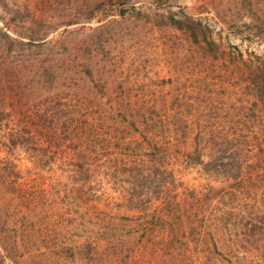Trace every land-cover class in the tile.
Segmentation results:
<instances>
[{"label": "rangeland", "instance_id": "obj_1", "mask_svg": "<svg viewBox=\"0 0 264 264\" xmlns=\"http://www.w3.org/2000/svg\"><path fill=\"white\" fill-rule=\"evenodd\" d=\"M97 1L0 0L1 29L43 36L7 61L52 72L0 77V166L17 171L0 167V264H264V0H124L122 15L116 3L89 13ZM17 4L27 12L15 17ZM167 10L200 22L196 42ZM46 96L61 102L52 123ZM87 126L106 138L96 152ZM19 128L47 144L48 164L4 142ZM225 142L236 178L189 158ZM134 165L169 172L143 201Z\"/></svg>", "mask_w": 264, "mask_h": 264}, {"label": "trees", "instance_id": "obj_2", "mask_svg": "<svg viewBox=\"0 0 264 264\" xmlns=\"http://www.w3.org/2000/svg\"><path fill=\"white\" fill-rule=\"evenodd\" d=\"M123 2L124 0H99L89 6V13L94 10H100L108 3H116V5H119L118 14L122 15L125 11L124 7L121 6ZM3 3V5H6V2L3 1ZM25 12H27L26 7L23 5L20 8V6L17 4L16 6H14L12 16L15 15L16 17L18 13L23 14ZM166 17L167 20L175 27H185L188 30L191 39L195 42L197 41V34L195 32V28H200V22L198 20L190 22L184 21L180 18L175 17L171 10H167ZM12 19H14V17ZM3 23L4 24H2V27H4V29L0 28V77L4 75L13 76L14 73L17 74L20 71H30V77L38 75L39 79L42 77L43 73H41V71H43L51 77L52 72L49 71L47 68H43L41 61H39V63L37 61L30 62L27 60L24 62L10 61V63L7 61V57H9L10 52L13 51L14 46L16 44L30 46L39 45L38 42L41 41H38V39H42L43 36L37 34L35 35L31 32L27 33L25 36H22L20 34L14 33L13 29L7 21H4ZM68 23L70 22H67L66 24ZM201 37L204 39V47L206 48V50L213 51V43L210 40H206V38H204L203 33L201 34ZM30 69H32V72ZM81 69L87 76H91V71L86 64L82 63ZM41 81L42 80H40V82ZM60 103V100H54V96H46L44 98L43 104L47 105L46 109L50 110L47 111L51 113L50 117H52V119L49 120V123H52L54 115L58 116L61 112L62 108L61 106L59 107ZM117 111L118 110H116V114H118L120 117L124 115L123 112L117 113ZM4 115H6V112L0 93V120L3 119ZM76 125L78 126V124ZM82 128H84L83 124ZM74 130H76V128H74ZM85 132L88 136L87 140L90 141L92 145H97L96 147H94V152H96L99 148L98 145L102 144V141H100V139L106 140V138L100 135L99 133L93 134V130L90 128V126L86 127ZM4 139V142L8 146H16L20 148V150L25 153V155L28 157V159L32 162L33 165L44 166L48 164L51 159V156L46 153L48 147L47 144L45 143L44 145L39 146L37 143L32 141V137L28 134L27 129L25 128L9 130L8 132H6ZM112 144L117 146L119 145L116 139L113 140ZM228 145H230L228 142L216 144L213 148L212 155L207 160L202 161L198 151H195L192 154L190 152L189 158H191L192 161L201 162L204 169H210L214 174H219L220 176L228 178H236L239 175L241 163L238 158L237 152L233 150L228 151L226 149ZM152 146L154 147L155 144H152ZM79 155L81 157H84L83 154ZM75 165L79 167L81 165V162L77 160ZM120 165V168L122 170L121 173L123 176L122 179L126 182L125 186H128V162H124ZM0 167L5 171V175H11V177H16L17 171L12 168L11 162L4 161L1 163ZM133 168L136 172L133 174L134 180L132 186L136 187L133 188V190H136L135 192L137 193L140 201H143V199H148L152 192H154L155 186H163V184L166 183V179L169 177V172L160 167L157 168L155 166L153 168L147 169L145 172H143L141 168L136 165H134ZM35 176L40 182H42L44 179L42 174L38 171L36 172ZM126 205H128V194L126 196Z\"/></svg>", "mask_w": 264, "mask_h": 264}]
</instances>
